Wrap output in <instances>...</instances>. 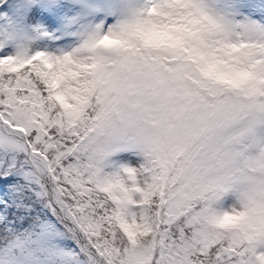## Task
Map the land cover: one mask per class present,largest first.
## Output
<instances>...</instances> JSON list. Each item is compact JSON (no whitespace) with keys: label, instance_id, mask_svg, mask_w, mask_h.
Here are the masks:
<instances>
[{"label":"snow or ice","instance_id":"6c2138e0","mask_svg":"<svg viewBox=\"0 0 264 264\" xmlns=\"http://www.w3.org/2000/svg\"><path fill=\"white\" fill-rule=\"evenodd\" d=\"M0 264H264V0H0Z\"/></svg>","mask_w":264,"mask_h":264}]
</instances>
